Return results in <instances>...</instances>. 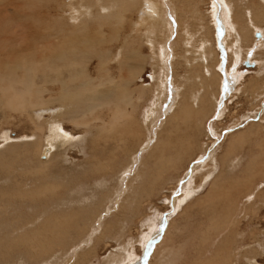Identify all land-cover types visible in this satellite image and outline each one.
<instances>
[{"label":"rangeland","instance_id":"rangeland-1","mask_svg":"<svg viewBox=\"0 0 264 264\" xmlns=\"http://www.w3.org/2000/svg\"><path fill=\"white\" fill-rule=\"evenodd\" d=\"M85 1L86 0H0V24H3V30H0V52L2 51L0 53V63L4 59L5 61L9 60V54L11 53L12 48L17 46L18 49L23 50L21 51V54L24 57L32 55L40 57L42 49H44L46 44L45 40L48 41V44L54 45L55 39L53 40L51 35H55L56 32L64 28L66 31H74L72 38L77 41V44L73 49L74 51L90 48L94 49L95 53L97 52L93 58L94 66L97 67L98 63L96 58L98 57L99 52H103L108 48L116 51L117 48L122 46L123 39L120 40L119 37H123L126 33L128 34L129 31L133 30V23L137 19V12L132 11L133 15L132 13L128 14L127 22H123L119 19L116 20L113 17L108 22L109 24L107 23L103 28L99 25L100 21L90 23V21L82 20V17L79 16L76 20L75 26L73 28L70 27L74 24V19L69 18L75 17L76 15L71 17L68 14H71V12L76 10L74 5L97 3V1ZM185 1L186 0H160V5L158 6L159 10L163 13L167 11L168 13L173 14L172 18H170L171 23L169 22V25L171 26L172 24L175 28L173 29L174 31H172V38L166 40V47L173 57L171 63L174 67H168V65L166 66L162 63L161 59L156 56L157 50L155 49V45H151L141 40V35L144 32L141 30L142 28L137 31L132 46L125 52L126 55H134L136 49L138 52H141V54L146 56V60H143L142 62L143 64L140 61H136L137 58L132 61L139 66L137 67V70H140L141 73L140 80L137 82L136 87L140 89V86L143 84H152L153 81L151 78L154 74L158 79L160 78L165 82L170 83V94L166 88L165 97L161 96L158 100L159 90L156 94L154 93L147 102H145L140 111V118L143 120L148 116L150 108L154 104L156 106L155 108H157L155 112L156 116H152L154 119L151 120L152 125L149 132H146L145 129L139 125L136 126L135 130L137 129L139 135H142V132L140 131L142 128V131L144 130L145 134L147 133L146 135L149 136L146 140L152 142L155 141V143L160 136H162L165 138V144H168V147L166 146L165 149L168 152L171 150L169 155L175 154L172 158L170 157L171 159L175 158L171 163L169 162L171 160L169 157H164L162 160L163 163H158L157 168H154V165L156 164H154L155 162H152V168L154 171H150L152 175L149 173V178L146 179L144 187L140 184V182L143 183V180L140 179L139 183L136 185L137 187L135 186V190L139 187L138 190L129 191L128 189L127 192L129 194H122V191H120V194L124 199H129L130 193L132 192V197L136 199L135 201L133 200L135 205L131 208V210L134 211L133 213H126L125 207H121L122 202L118 199L120 196L115 198V200H112V204L110 203L109 206L104 208L106 202L103 195H111L109 192V184L106 181V178L91 174L89 178L85 177V179H83L84 183L80 184L79 187L74 188L73 190H71V186L68 187V199H63V207L71 206V208L74 209L81 206L90 207L92 209L91 213L95 216L92 219L94 222L92 227H84V231L79 229L75 231L70 228L68 231L60 232L59 235L65 234L64 238L61 242L60 237L55 236L57 239H54L55 237L53 238L55 243L54 246L56 248L49 250L50 253L48 251H40L38 247H33V244L21 246L14 251L8 241L14 237V239H19L25 233H29L26 229H14L22 219L21 215L23 210H21V208H24L27 214L30 213L31 215H33V213H38L39 209H32L37 205V202H32V200H35L37 197H20L18 193H6L7 187L9 188L11 185L15 184L14 180L17 179L16 176H20L19 181L24 182V184L28 186V188H25L23 191V196L26 192L33 190L35 185L39 183L38 178L45 177V174L41 171L36 172L28 170L24 173L23 166L29 164L24 162L28 157L32 160L33 156L36 154V145L39 143L37 138L43 137L44 135L48 136V133L37 127L36 122L33 123L30 120L31 118L29 115H26V112L20 110L12 111L6 108H3V110L0 109V158L7 159L6 163H0L2 172L7 175L0 178V189H3V187L6 188L5 195L0 196V204L6 203L8 209V211H4V209L1 208L3 205H0V209L3 210L0 211V213H2V215H0V220L3 219V222L0 221V264H157L155 260L157 259L156 252L160 250L165 252V249H169L172 244H174L173 246L175 247L174 253L172 250L174 258L176 254L179 253L177 264H204L206 259H200L201 255H199V253H201L202 250L205 251V248H208L206 250L209 253L208 250H210L209 248L211 247L209 244L214 240L216 242L222 240L220 245L222 248L225 247L226 249L229 243L225 238H231L229 242L233 249L235 248L237 241L243 244L244 247L240 250L245 249L246 251L243 253L238 250L239 254H235V258L239 256L238 258H241L239 260L242 261L241 263L237 260L238 264H264V0H223L226 1L224 3H226L230 11L231 21L235 20L232 22H234L238 29L241 28L240 30L248 31L240 33L237 29L238 36L242 40L234 54L235 56L232 55L233 51L232 48H230V46L232 47L233 42H238L235 38L230 40L229 44L231 45H228V41H226L227 31H225V34L223 32L220 38H217V34H211L212 36H210L209 32L210 27L213 28V32L218 33V24L222 17L220 10L222 11L223 2L216 0L220 5L217 15H215L213 20V17L210 14L213 5L212 0ZM260 3L263 6H261ZM193 4L196 5L194 6ZM60 13L63 15L61 18H57ZM252 15L255 18L252 17ZM242 18H244V20ZM173 19H176L177 23L174 24L175 20ZM141 20V18L138 19V22ZM168 21V18L165 19V22L160 21L162 32L163 30L166 31L162 26L165 25L166 27V22ZM246 23L249 24V27ZM110 24L113 25L111 26ZM255 24L259 26L261 33ZM126 25H128V27ZM251 25L258 30L254 27L252 28ZM130 26L132 27L130 28ZM222 26L223 29L226 28L224 23H222ZM170 31L171 29H168L167 32ZM162 32L158 31V34H156L155 31H153V36H155L153 37V40L156 42L157 46L159 45L157 42L162 43ZM257 33H260L261 37ZM39 36L44 37L45 40H41ZM50 36L51 38H49ZM244 36H247L250 39H245ZM23 37L24 39L26 38V43L29 44L34 42V44H31L30 48L22 47L20 43L23 40ZM34 38L37 39L35 40ZM200 38L202 39L200 40ZM186 40H188V42ZM202 40L203 42L207 41L208 44L212 43L211 46L216 53L218 52L219 57L211 58L212 66L210 67L223 77L221 82L222 90L219 92L220 96L218 95L216 85L215 87H210L212 92L209 91L210 96H207V99L209 98V103H207V105L205 104L203 107L200 103L201 100L205 98L204 95L207 92L205 85L202 83L207 80L203 73L204 68L196 67L192 69V63L194 62L193 57L196 56V49L193 48V46L199 47ZM92 42L94 44H92ZM164 42L165 41H163V43ZM35 45H39L37 49H35ZM223 47H225V49ZM158 48L160 47L158 46ZM226 50L229 51L227 52ZM123 51H125V49H123ZM120 54L121 56H124V53ZM164 66H166V68ZM112 71L115 75H118L117 69H113ZM190 71H197L199 74L193 78L189 75ZM105 73L106 72L103 73L101 79H98L100 81L96 80L97 83L106 82L107 77ZM228 76L232 78L233 83H235L236 86L233 91L230 92L231 94L227 95V91V96L223 97V90L229 84ZM169 79L172 82L168 81ZM154 83H156V81ZM171 85L177 86L178 92H175V87L173 88ZM155 86L156 89H159L157 85ZM185 87L187 88L185 89ZM188 89L195 90L192 103H194V107H196L197 111L198 109H201V113L205 116L197 114L195 119L192 117L187 124L181 123L180 127L175 124L174 128L177 127L176 130L173 126L164 127L165 124L163 121L166 119L164 111H168L167 117L168 119H171L172 115L173 117L175 116L177 110H174V105L172 104L174 103V100L171 102L170 99L176 97L178 94L183 95L185 90ZM199 93H201V95ZM181 102V100H178V104ZM217 102H219V104ZM56 106L57 105H53L45 110L41 109L39 110L41 115L39 114V116H35L40 117L43 115L47 118L49 112H44H47V110L50 109L54 110ZM4 110H6V113L9 115V118L7 119L3 118ZM196 124L198 125L196 126ZM65 126L68 128L67 133L72 134L75 140L73 141L71 139L66 143V146L59 144L60 149L58 150L60 152L57 151V156H59L57 158H59V160L53 161L52 164L55 162L54 165L47 163L46 166H51L49 171L50 177H57L59 169H62L61 172L63 174L68 173L69 176H66L69 183H66L71 185V182L75 179L74 177L78 174L77 171L85 170L86 166L87 171L92 170L95 161L97 160L90 157L92 156L90 150L88 152L90 146L88 139L91 137V135H89L90 133L82 132L83 130L81 131V128H78L77 130L74 129L75 126L69 122L65 123ZM96 131L98 132V130H95V133ZM113 134L121 139V130L118 134L116 131H114ZM32 135L33 137L35 135L39 136H37L35 140H30L29 144L31 143L32 145L30 144L29 147V145L24 144L25 140L23 137ZM3 136H9L13 142L4 140ZM189 137H194V139H188ZM237 137L238 140L236 142ZM106 139L107 138H104L105 141H107ZM97 140L98 148L103 150L107 143L102 139ZM170 140L176 141L172 143ZM195 140L198 141L199 144ZM178 141H181V144H179L181 146L178 145ZM233 142H236L232 147L234 149L229 146ZM173 146L174 148L172 149ZM228 147L231 149H228ZM15 148H20L19 151L18 149L16 150L17 154L12 153ZM33 148L35 151H33ZM86 149L87 151L85 152ZM145 154H147V152H137L135 154L134 168L137 167V170L139 168L142 175L147 166H145V163H141L140 158H143ZM137 158L139 159L137 160ZM87 162L93 163L87 164ZM104 162V160L101 161V163ZM19 163L21 167H19ZM57 163H59V166ZM67 169H70V171H67ZM64 171L66 173H64ZM217 179L225 180L226 184H224L223 187H219L218 190L220 191L217 190L215 196H213L211 190L215 186L214 183L216 182L214 181ZM72 183L74 185V181ZM121 185L123 187L124 182H121ZM116 190L118 191L119 187H116ZM189 190L191 191L189 192ZM135 194H137V196H135ZM219 201H221L222 204L221 202L219 203ZM100 203H102V209L98 212L99 210L96 209V206ZM234 210L237 213H235ZM240 213L241 215H239ZM235 214H237V216L239 215V219L241 220H237ZM201 215H204L205 217L202 216L201 218ZM208 215H210V217ZM214 215H218L217 217L219 219L215 220ZM59 216H61V214H58L55 217ZM207 217L211 219H208ZM7 219H9V222L4 225V222ZM208 220H212L211 222L213 224L214 222L217 223L216 228L219 227V230L216 231L213 224L208 222ZM227 222L228 224H231H229L228 227H232L234 231L232 228L227 227ZM220 223L221 225H219ZM223 223H225L226 226H223ZM238 224H240V227ZM5 228L7 229L4 230ZM172 228L180 230H176L175 232ZM205 231L208 235H206ZM1 233L6 235V239H1L3 236ZM221 233L223 236H221ZM172 234H174V236ZM202 234L205 235L203 238L206 237V239L203 240ZM232 235H234V237H232ZM9 236L14 237L11 238ZM171 236H173V238ZM198 236L201 239L198 238ZM212 236L215 238L214 240H211ZM223 239L225 244L223 243ZM155 240V249L152 251V247L149 249L148 244L150 241ZM163 240L167 243L164 244L162 242ZM202 242L205 243L203 244ZM207 242L208 247L205 246ZM200 243H202V250L195 252V248L198 247V245L200 246ZM167 245L168 247H166ZM237 249L238 248H235V250ZM75 251H77L78 254L75 255ZM169 254L171 253H165L164 258L161 261L162 264H171L167 261V256ZM71 258H74V261L71 262ZM175 260L177 259L175 258Z\"/></svg>","mask_w":264,"mask_h":264},{"label":"bare ground","instance_id":"bare-ground-1","mask_svg":"<svg viewBox=\"0 0 264 264\" xmlns=\"http://www.w3.org/2000/svg\"><path fill=\"white\" fill-rule=\"evenodd\" d=\"M95 1H97L96 4H93V3L92 4L91 3L85 4L84 3L83 5H77V4L74 5L76 10L71 12V14H68L71 17L76 15L75 17L69 18V19H74V24H72V26H70V27L73 28L75 26L76 20L79 16L82 17V20L90 21V23L91 22L95 23V22L100 21L99 25L103 28L104 26L107 25V23L113 17L116 20L119 19L123 22H127L128 14H131L132 11L137 12V19L133 23L135 28L133 27V30L129 31L128 34L126 33L127 35L125 34L123 37L122 36L119 37L120 40L123 39L122 46L117 48L116 51H113L111 48H108V49L106 48L107 50H104L103 52L98 51L99 52L98 57L96 56L97 57L96 61L98 63L97 67H95L94 63H93V58L95 57L97 52L95 53L94 49H90V48H87L86 50L74 51L73 50L74 46H76V44H77V41H75L72 38V34L74 33V31H71V30L66 31L64 28L61 29L60 31L56 32L55 35H51L53 37V40L55 39L56 45L55 44L54 45L48 44V41H46L44 37L39 36V38L41 40H45V43H46L44 49H42V54L40 57H38L36 55L24 57L21 54V51H23V50L18 49V46H17V47L12 48L11 53L9 54V60L5 61V59H4L0 63V109L3 110V108H6V109H9L12 111L13 110L24 111V112H26V115H29V117L31 118L30 120L33 123L36 122L37 127H39L43 131L45 130V132L48 133V136L44 135L43 137H39V138H37V136H39V135H35L34 137H33V135L28 136V137H23V139L25 140L24 144L29 145V147L31 144V143L29 144L30 140H32V139L35 140V138H37V140H39L38 141L39 143H37V145H36L37 151H36V154L33 156V159L30 160L28 157L27 160L25 159L26 161H24L25 163H29V164H25L23 166V161H22L23 172L25 173L28 170H32V171H36V172L41 171L45 174V177H40V176L36 175V176L40 177V178H38L39 183H37L35 185L33 190L26 192V194L23 196H22V194L24 193L23 191L25 190V188H28V186L26 184H24V182L19 181L20 176L15 175L17 178L14 180L15 184L11 185L9 188L7 187L6 193H12V194L18 193V195L20 197H24V196L37 197L35 200H32V202H37L36 207H33L32 209H34V210L39 209L38 213H35V214L33 213V215H31L30 213L27 214V212L25 211L24 208H21V210H23L22 211L23 213L21 215L22 219L20 220V222L16 221L19 224H17V226L14 229H18V228L26 229L29 233L28 234L25 233L19 239H14L15 237L12 236L14 238L9 240L8 242L10 243V245L12 246V249H14V251H16V249L20 248L21 246L33 244V247H36V248L38 247L40 249V251H44V252L48 251L50 253L49 250H53V248H56L54 246L55 243L53 241V238L55 236L60 237V239H61L60 242L64 238L65 234L59 235L60 232L68 231V230H70V228L74 229L75 231L78 229L84 231L85 230L84 227H86V228L90 227V226L92 227V225L94 224L92 219L95 216H93V214L91 213L92 209L90 207L81 206V205H80L81 207H78L77 209L71 208V206L63 207V205H64L63 199H68V187L71 186L70 187L71 190L79 187L80 184L84 183L83 179H85V177L89 178L91 174L106 178V181L109 184V192L111 193V195H103L105 197L104 200L106 202L104 208L109 206L110 203L112 204V202H113L112 200H115V197L117 198L120 196L118 199H120V201L122 202L121 207H125L126 213H129V214H131V212L133 213L134 211L131 210V208L135 205V202L133 203V200L135 201L136 199L134 197H132V195H133L132 192L130 193L129 199H124V197L120 194V191H122V194H124V193L129 194L127 192L128 189H129V191L138 190L139 187L135 190V186L139 183L140 179L143 180V183L140 182V184L144 187L146 184V179L149 178V173L151 174L150 171L151 170L154 171V169L152 168L153 167L152 162L153 163L155 162L154 164H156V165H154L155 166L154 168H157L158 163H163L162 160L164 159V157H169V158L171 157L172 158L175 155V154L169 155L171 150H169V152H168L165 149V147L168 144H165V138H163L162 136H160V138L158 139V141L156 143H155V141L152 142L150 140L149 141L146 140L149 138V136L146 135L147 133L145 134V131L149 132V129L151 128V125H152L151 120L154 119V117L156 116L155 112H156L157 108H155L156 106L154 103H153L154 105L150 108V111L147 110V111H149L148 116L145 117V119H143V120L140 118V114H141L140 111H141L143 105L145 104V102H147L148 99L151 98V96H153L154 93L156 94L160 90L158 92V96H159L158 100L161 96L165 95L166 88L169 91V94L171 93V90L169 89L170 83L165 82L164 80H162L160 78L158 79L154 74V75H152L153 77L151 78L153 81L152 84H143L142 86H140L141 88L139 89L138 87H136V84L140 80V74L141 73H140V70H137V67H139V66H137L132 61H134V59L137 58L136 61H140L142 63L143 60L144 61L146 60V56L141 54V52H138L136 49L134 51V55H131V54L126 55V53H125L126 50H128V48L132 46V43L134 42V40L136 38L135 35H136L137 31L140 30V28H142L141 30H143L144 32L141 35V40L146 42V43H149L151 45H155V47H156L155 49L157 50V55H156V53H155V55L159 59H161L163 64H165L166 66L168 65V67L169 66L172 67L173 64L171 62L173 60V57L169 53V51L167 50L166 40L172 38V31H174L173 29L175 28L172 26V24H171V26L169 25V22L171 23L170 18H172L173 14L168 13L167 11H165V13H163L162 11L159 10L158 6L160 5V0H90V2H95ZM212 1H213L212 9H211V11L210 10L209 11H210V14L214 20L215 15H217V12L219 10L220 4L216 0H212ZM220 1L223 2V5H222V11L220 10V14L222 15V17L219 20L218 33L213 32V28H210V27H209L210 30L209 29L208 30L210 32V36L217 34L216 35L217 38H220L222 36L223 32L225 34V31H227L226 41H228V45H231V44H229V41L232 40L233 38H235L238 42L235 41V42H233L232 47L230 46V48H232V51H233L232 55H234L236 53L239 45H240L241 40H242L238 36L237 31L239 30L240 33L248 32V31L240 30L241 28L238 29V27L234 24V22H232L235 20L231 21V17H230V13H229L230 11H229L226 3H224L226 1H223V0H220ZM227 1H231V0H227ZM85 2H89V1L86 0ZM192 2H195V1H192ZM196 2H200V1H196ZM181 4H183V3H181ZM193 5L195 6L196 4H193ZM260 5L263 6L261 3H260ZM261 6H259V7H261ZM190 7H191V5H190ZM249 7H251V6H249ZM253 7H254V5H253ZM256 7H258V6H256ZM172 11H174V10H172ZM195 11H197V10H195ZM224 11H225V13H224ZM189 12H190V10H189ZM199 12H200V10H199ZM207 12H208V10H207ZM260 12H262V11H260ZM62 15L63 14L60 13L57 18H59V17L61 18ZM132 15H133V13H132ZM189 15H192V14H189ZM202 16H204V15H202ZM245 16H246V14H245ZM249 17H251V16H249ZM252 17H254V16L252 15ZM66 18H67V16H66ZM140 18L142 20L138 22V19H140ZM166 18H168L169 21L166 22L167 23L166 27H165V25L162 26L163 29L164 28L166 29V31L163 30V32H162V30L160 28L161 27L160 21L165 22ZM242 19L244 20V18H242ZM245 19H246V17H245ZM173 20H175L174 24L177 23L176 19H173ZM203 20H205V19H203ZM203 20H201V21H203ZM151 21H152V23H151ZM114 22H115V20H114ZM252 22H254V21H252ZM252 22H251V24H252ZM222 23H224L226 28L223 29ZM246 24H248V23H246ZM126 26L128 27V25H126ZM247 26L249 27V24ZM131 27L132 26H130V28ZM203 27H204V25H203ZM251 27H252V25H251ZM256 27H258V29H259V26L256 25ZM55 28H56V26H55ZM60 28H61V26H60ZM168 29H171V31L167 32ZM242 29H243V27H242ZM258 29H256V30H258ZM0 30L1 31L3 30V24H0ZM184 30H187V29H184ZM153 31H155L156 34H158V31H161L163 33L162 43L157 42V44H159L158 46L162 49L158 48V46L156 45V42L153 40V37H155V36H153ZM262 31H263V29H262ZM259 32L261 33L260 29H259ZM188 33H190V32H188ZM195 33H196V31H195ZM260 33H257V34L261 37ZM87 34H88V32H87ZM137 35H139V34H137ZM51 36L49 38H51ZM137 38H139V37H137ZM244 38L250 39L247 36H244ZM25 39L23 37V40L20 43L21 46L25 47V48H30L31 44L33 45L34 42L31 41L33 43L28 44V43H26ZM201 39L202 38H200V40ZM163 41H165V42L163 43ZM186 41L188 42V40H186ZM18 43H19V41H18ZM92 44H94V43L92 42ZM211 44L212 43L208 44L207 41L203 42V40H202L201 45L199 47H195L191 43L193 48L196 49V52H195L196 56L193 57L194 62L192 63V66H193L192 69H194L196 67L204 68L203 73L207 79V80L202 82L207 89V92L204 95L205 98L203 100H201V103H200L202 107L205 106V104L207 105V103H209V101H208L209 98L207 99V96L209 95V91H211L210 87H215V85H216L217 90H218V95L220 94L219 92H221L220 90H222L221 82L223 80V77L221 75H219L217 72H215V70L210 67V66H212L211 58L212 57H214V58L219 57L218 52L216 53V51L213 49ZM248 44H249V42H248ZM38 46L39 45H37L35 49H37ZM223 48L225 49V47H223ZM228 48H229V46H228ZM123 49H125V51H123ZM48 50H50V51H48ZM172 50H174V49H172ZM250 50H248V51H250ZM120 53H122V54L124 53V56H121ZM237 55H239V54H237ZM112 65H114V66H112ZM160 66H162V65H160ZM166 66H164V67L166 68ZM113 69H117L118 75H115L113 73V71H112ZM205 70H207V71H205ZM104 72H106L105 73L106 77H107L106 82L97 83L96 80L101 79ZM198 74L199 73L197 71L196 72H194V71L189 72L190 77H193V78L195 76H197ZM228 77H229L228 78L229 84L223 90V95H222L223 97L231 94L230 92H232L234 87L236 86L235 83H233L232 78L230 76H228ZM98 81H100V80H98ZM155 81H156V83H154ZM168 81H171V80L169 79ZM155 85H157V87L159 89H156ZM171 86H173V85H171ZM174 87H175V92H178L177 86H173V88ZM186 88L187 87H185V89ZM255 90H256V88H255ZM173 91H174V89H173ZM227 91H228V94L226 95ZM215 92H216V90H215ZM194 93H195V90H191V89L189 90L188 89V90H185L183 95L178 94L176 97H173L170 99L171 102L174 100V103H172V104L174 105V110H176V109L177 110L175 112V116L173 117V115H172L171 119H168V117H167L168 111L167 110L164 111L165 112L164 115L166 118L163 121L165 124L164 127L173 126V128H174L175 124H176V126L179 125V127H180L181 123L187 124L189 119H192V117H193V119H195L196 118L195 116L197 114L204 115L201 113V111H200L201 109H198V111H197L196 107H194V103H192L194 100V98H193ZM199 94L201 95V93H199ZM200 97H203V96H200ZM178 100H181L182 102L180 104H178ZM217 103L219 104V102H217ZM53 105L54 106L57 105L54 110L50 109V110H47V112L43 111L44 113L49 112L48 113L49 116L47 118H45V116H43V115L40 117L35 116V115L39 116V114H40L39 110H41V109L45 110L48 107H51ZM199 107H200V105H199ZM52 108H54V107H52ZM203 113H204V111H203ZM145 114H147V113H145ZM44 115H47V114H44ZM218 115H219V113H218ZM152 116H154V117H152ZM3 118H6V119L9 118V115L6 113V110H4V112H3ZM197 118H198V116H197ZM67 122L73 124L75 126L74 129H76V130L78 128H81L80 130L81 131L83 130L82 132L90 133L89 135H91V137L90 138L88 137L89 138L88 143L90 145L88 148V152L90 150L91 151L90 154L92 155L90 157L97 160V161H95V165L93 166V169L91 168L92 170L87 171V169H86L87 166L85 165L86 166L85 170L77 171L78 174H76V177H74L75 179L73 180L74 185L72 183L73 181L71 182L70 180L69 181L71 182V185L66 183V182H68V180H67L68 178L66 176V175H68V173L63 174L61 172L62 169H59V170L57 169L58 170V173H57L58 176L57 177L56 176L50 177L49 171H50L51 166H46L47 163L52 164L53 161L59 160V158H57V157H59V156H57V154H58L57 151L60 152L58 150V149H60L59 144L66 146V143L69 142L71 139L73 141L75 140V138L72 134L67 133L68 128L65 126V123H67ZM154 122H155V120H154ZM137 125H139L145 129V131L143 130L144 133L142 131V128L140 129V131L142 132V135H139L137 129L135 130ZM161 125H162V123H161ZM197 125L198 124H196V126ZM152 128H154V127H152ZM176 128H174V129L176 130ZM198 128H199V126H198ZM95 130H98V132L96 131V133H95ZM120 130H121V139L117 138V136L113 134L114 131H116L118 134ZM199 131H201V130H199ZM73 132H74V130H73ZM32 133H34V132H32ZM160 133H163V132H160ZM82 137H84V136H82ZM3 138H4V140L13 142L9 136H3ZM104 138H107L106 139L107 141H105ZM191 138L192 137H189L188 139H191ZM97 139H99V140L102 139L107 143V145L104 146L103 150L98 148V144H97L98 140ZM192 139H194V137ZM237 140H238V137L236 139V142H237ZM170 141H168V142H170ZM175 141L176 140L171 141V142L174 143ZM178 142H179L178 145L181 144V141H178ZM196 142L199 144L198 141H196ZM236 142H233L229 146H231V148H232L236 144ZM178 145H177V147H178ZM179 146H181V145H179ZM175 147H176V145H175ZM20 148H15L14 151H12V153L17 154L16 150L18 149V151H19ZM173 148H174V146L172 147V149ZM182 148H183V146H182ZM231 148L228 147V149H231ZM232 149H234V148H232ZM21 151H23V150H21ZM33 151H35L34 148H33ZM86 151H87V149L85 150V152ZM166 151H167V153H166ZM175 151H177V150H175ZM185 151H187V150H185ZM137 152L138 153L147 152V154H145V156L143 158L142 157L140 158L141 163H145V166H147L146 169H144L143 175L141 174V171L139 170V168H138V170L136 169L137 167L134 168L135 154ZM61 156H63V155H61ZM138 159L139 158H137V160ZM174 159L175 158L171 159L169 162L171 163V161H173ZM102 160H104L105 162L101 163ZM152 160H155V161H152ZM6 161H7V159H1L0 158V163H6ZM54 163L52 165H54ZM88 163H93V162H87V164ZM57 164L59 166V163H57ZM19 165H20V163H19ZM60 165H61V162H60ZM19 167H21V165ZM55 169H53V170H55ZM63 169H65V168H63ZM57 170H56V172H57ZM67 171H70V169H67ZM142 171H143V169H142ZM137 172H139V173H137ZM64 173H66V172L64 171ZM5 176H7V175L4 174L2 172V169L0 168V178H3ZM209 176H212V175H209ZM96 178H98V177H96ZM152 179H154V178H152ZM121 182L122 183L124 182L123 187L121 185ZM214 182H216V183H214L215 186L211 190L213 196H215V193L217 192L219 187H223L224 184H226L225 180L217 179ZM111 185H112V187H111ZM116 187H119L118 191L116 190ZM120 189H123V190H120ZM5 190H6L5 187H3V189H0V196L5 195ZM190 191L191 190H189V192ZM218 191H220V190H218ZM228 191H230V190H228ZM188 194H190V193H188ZM207 194H209V193H207ZM135 196H137V194H135ZM184 197H185V195H184ZM208 198H209V196H208ZM179 202H180V200H179ZM220 202L221 201H219V203ZM211 203H214V202H211ZM221 204H222V202H221ZM0 205H3L1 208H3L4 211H8L6 203H4V204L2 203ZM101 205H102V203H100L99 205L96 206V209L99 210L98 212H100V209H102ZM113 205H115V204H113ZM0 211H3V210L0 209ZM235 213H237V212L235 211ZM58 214H61V216L55 217ZM229 214H230V212H229ZM0 215H2V213H0ZM116 215H115V217H116ZM235 215L237 216V214H235ZM239 215H241V213ZM239 215L236 218L237 220H241V219H239ZM101 216H102V214H101ZM126 216H127V214H126ZM190 216H192V215H190ZM202 216H204V215H201V218H202ZM208 216L210 217V215H208ZM217 216L218 215H214L215 220L219 219ZM221 217H222V215H221ZM95 219H97V218H95ZM208 219H211V218H208ZM0 221L3 222V219H1ZM80 221H82V222H80ZM211 221L208 220V222H211ZM8 222H9V219L5 220L4 225H6ZM206 222H207V220H206ZM222 222H224V221H222ZM211 224H213V223L211 222ZM216 224L217 223L214 222L213 226L217 231V230H219V227L216 228V226H217ZM223 224H224L223 226L227 225V227H228V225L230 223L228 224V222H227L226 225H225V223H223ZM219 225H221V223ZM176 226H178V225H176ZM234 226H236V225H234ZM238 226L240 227V224H238ZM210 228H211V226H210ZM225 228H224V230H225ZM230 228H232V227H230ZM6 229L7 228H5L4 230H6ZM172 229H174V228H172ZM204 229H206V228H204ZM221 229H222V227H221ZM176 230H177V228L174 229L175 232H176ZM179 230H177V231H179ZM232 230H233V228H232ZM235 231H237V230H235ZM22 232H23V230H22ZM207 232H208V230H207ZM207 232H206V235H208ZM225 232H227V231H225ZM217 234H218V232H217ZM2 235L3 236L1 239H6V235L5 234H2ZM172 235L174 236V234H172ZM159 236H160V234H159ZM173 236H171V237L173 238ZM199 236H198V238H200ZM204 236L205 235H203L202 238ZM221 236H223L222 233H221ZM221 236H219V237H221ZM9 237H11V236H9ZM56 237L54 239H57ZM226 237H227V235H226ZM232 237H234V235H232ZM204 239H206V237L203 238V240ZM212 239L214 240L215 238H213V236H212L211 240ZM217 239H219V238H217ZM225 239L229 243L227 245L226 249H225V247L222 248L220 245L222 240H218L217 242L214 240L211 244H209L211 246L209 248L210 250H208L209 253L206 250L208 248H205V251L202 250L203 247L201 244L202 243L204 244L206 241L200 243L201 248L198 245V247H196L194 251L197 252V251L202 250V252L199 253V255H201L200 259H206V261H204V262L207 264H238L237 262L240 261L239 259H241V258H238L239 256H237V255H236L237 258H235V254H239L238 250L242 251L243 253L246 251L245 249L240 250L241 248L244 247L243 244L241 242L237 241L235 244V248H238V249L235 250V248L233 249L230 246L231 243L229 242V240L231 238L230 239L225 238ZM56 241H58V240H56ZM209 241H210V239H209ZM162 242L164 244L167 243V242H164V240ZM155 243H156V240L150 241L149 244L147 243L149 249H151V247H152V249H153L152 251H154V249H155V246H154ZM223 243L225 244L224 239H223ZM3 244H4V242H3ZM173 245L174 244H172L170 246L171 248L169 247V249H165V252H163L161 250L156 252V258L157 259H155V260H156L157 264H162L161 261L164 258L166 252L171 253L167 256V261L169 263H171V264H177L178 263L179 253L176 254L175 258L177 260H175V258L173 256V253L175 252L174 251L175 247ZM207 245H208V242L205 244V246L208 247ZM172 246L174 249L172 248ZM166 247H168V245ZM172 250H173V253H172ZM35 253H36V251H35ZM68 253H70V252H68ZM74 254L76 255V254H78V252L75 251ZM155 260H154V262H155ZM72 261H74V258H71V262ZM240 262L242 263V261H240ZM165 264H167V263H165Z\"/></svg>","mask_w":264,"mask_h":264},{"label":"crops","instance_id":"crops-1","mask_svg":"<svg viewBox=\"0 0 264 264\" xmlns=\"http://www.w3.org/2000/svg\"><path fill=\"white\" fill-rule=\"evenodd\" d=\"M116 198V197H115ZM120 200V199H119Z\"/></svg>","mask_w":264,"mask_h":264}]
</instances>
